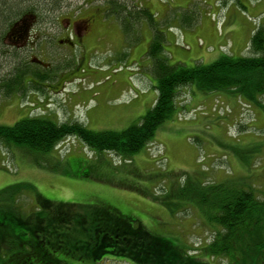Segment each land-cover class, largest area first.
<instances>
[{"label": "rangeland", "instance_id": "1", "mask_svg": "<svg viewBox=\"0 0 264 264\" xmlns=\"http://www.w3.org/2000/svg\"><path fill=\"white\" fill-rule=\"evenodd\" d=\"M177 1L201 3L202 0H155L151 5L169 6L170 2L173 5ZM242 1L245 0H235L237 4ZM75 4L77 0H70L60 13H54L56 8L52 7L44 13V8L25 4L0 24V79L10 75L15 61L23 64L35 57V61L39 59L52 66L51 71L44 72L51 79L31 85L25 96L0 95V125L12 126L26 117L45 116L60 122L79 120L94 131H122L154 106L157 92L153 85L149 98L137 99L142 92L139 80L144 79L143 71L139 73V64L150 34L147 26L139 30V40L128 42L119 25L111 21L107 23V39L100 44L61 56L52 51L58 47L55 40L49 51L47 45L40 44L32 55L17 52L16 56L6 33L23 12L36 10L39 20L48 25ZM240 12L247 20H253L246 9ZM208 16L222 32L227 20L223 22L224 18H219L217 13L209 12ZM53 23L47 26L48 36L53 34ZM243 28L242 38L249 39L247 49L233 56L250 54L253 30L249 31L247 23ZM180 45L183 44L180 42ZM73 66H76L75 80L58 87L57 72ZM128 67L132 74L125 77L124 70ZM226 96L185 92L181 96L179 116L165 122L153 142L132 159L91 151L71 137L54 150L52 155L63 158V164L61 170L53 171L37 167L33 153L24 147H0V190L13 189L17 200V208L5 207L6 211L16 217H29L37 212L39 199L52 205L70 204L78 216L105 204L121 215L134 216L136 223L152 234L172 241L176 246L170 264H221L218 260H209L204 251L212 239L213 229L204 223L198 208L187 206L186 210L174 214L166 209L164 200L168 196L174 200L178 188L189 178L204 185L225 182L234 188L255 186L254 189L264 192V109ZM55 156L50 160L52 164L59 161ZM191 251L196 258L185 255ZM98 264L135 263L110 258Z\"/></svg>", "mask_w": 264, "mask_h": 264}, {"label": "trees", "instance_id": "2", "mask_svg": "<svg viewBox=\"0 0 264 264\" xmlns=\"http://www.w3.org/2000/svg\"><path fill=\"white\" fill-rule=\"evenodd\" d=\"M69 1L0 0V24L7 22L22 5L34 4L44 8L41 9L44 13L52 7L56 8L54 13H60ZM114 4L121 19L119 26L128 42L139 40L137 36L143 26L150 30L144 57L151 64L152 85L157 92L151 110L122 131H94L75 119L60 122L45 116L26 117L12 126L0 125V147H24L33 153L37 167L59 171L63 158L52 154L60 143L71 137L91 151L132 159L153 142L165 122L179 116L183 104L181 96L185 92L234 96L247 105L264 109V18L254 26L248 56L226 54L211 63L194 61L191 64L173 62L168 57L164 48L165 22L159 20L149 6L139 5L130 10L117 2ZM23 13L6 35L19 19L28 15L40 18L36 10ZM192 16L190 23L195 19ZM186 17L182 20H187ZM14 50L16 56L17 52L29 55ZM50 70L33 60L23 64L15 61L10 75L0 79V95L25 96L31 85L36 84L35 81L25 83L26 78L45 81L51 79L45 74ZM52 156L59 160H55L56 164L50 162ZM187 180L178 188L174 200L168 196L164 205L174 214L186 210L187 206L198 208L204 223L213 229L212 239L204 250L208 259L221 264H264V192L257 191L255 186L234 188L225 182L204 185L194 179ZM29 189L31 191L32 186ZM12 190H0V264H73L70 260L98 264L110 258L135 264H170L175 257L176 245L172 241L152 234L136 223L134 216L121 215L105 204L76 216L70 204L52 205L38 199L37 212L31 216L11 215L5 207L17 208ZM33 217L36 220H32ZM192 253L185 255L193 258Z\"/></svg>", "mask_w": 264, "mask_h": 264}, {"label": "crops", "instance_id": "3", "mask_svg": "<svg viewBox=\"0 0 264 264\" xmlns=\"http://www.w3.org/2000/svg\"><path fill=\"white\" fill-rule=\"evenodd\" d=\"M210 2L209 0L201 1V3L177 1L169 6L161 3L151 5L152 10L158 14V19L165 22L166 38L164 48L171 61L191 63L194 60L209 63L224 54L223 48H226L228 53L232 55L243 54L247 49L249 39L242 38V30L247 23L251 32L254 23L247 20L240 11L246 9L252 15L251 17H263L264 0H255L252 3L245 0L242 1V4L234 2L227 5L225 12H221V9L217 5L215 6L213 1ZM209 12L225 15V21H227L222 32L219 31L215 22L209 18ZM172 13H174L173 17H171ZM193 14H197L196 17L195 15L192 16ZM183 16L189 17H186L187 20L183 21ZM191 16L195 19L190 23ZM247 35L249 34L247 33ZM180 42L183 45H180ZM145 46L147 47V43ZM140 65L141 72L139 71V73L141 74L143 71L144 76L141 77H144V79L139 80V83L142 84V86L140 85L142 92H139L137 99L142 98L144 100L149 98L151 94L152 89L150 86L153 84L154 78L151 74V64L144 56ZM131 70L129 67L124 70L125 77L132 74ZM136 91L138 90L136 89ZM156 96L155 94L154 97L156 98ZM155 98L153 101H155Z\"/></svg>", "mask_w": 264, "mask_h": 264}, {"label": "flooded vegetation", "instance_id": "4", "mask_svg": "<svg viewBox=\"0 0 264 264\" xmlns=\"http://www.w3.org/2000/svg\"><path fill=\"white\" fill-rule=\"evenodd\" d=\"M119 3L122 7H129L130 10L136 6L144 5L151 8V3L155 0H77V4L56 18L51 30L53 34H46L47 26L38 17H24L14 23L8 33L10 46L19 51L28 52L32 55L38 46L47 45L48 51L56 40L57 48H53V53L59 52L61 56L70 55L78 48H86L95 43H102L107 39V23L116 22L119 25L118 9L114 3ZM166 2V1H165ZM118 5V4H116ZM129 13V12H128ZM158 16V15H156ZM57 21V23H56ZM120 27V26H119ZM123 32V31H122ZM48 37V38H47ZM41 41V43H39ZM39 43V44H38ZM38 45V46H37ZM37 46V47H36ZM43 69L50 70L51 64L45 61L37 62ZM76 66L56 74V84L63 86L76 77ZM26 78L25 83L35 81L36 78Z\"/></svg>", "mask_w": 264, "mask_h": 264}]
</instances>
